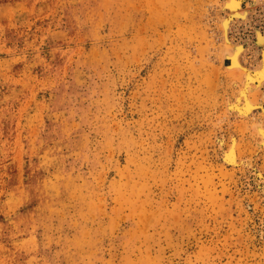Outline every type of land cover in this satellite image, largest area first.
Wrapping results in <instances>:
<instances>
[{"label":"rangeland","instance_id":"rangeland-1","mask_svg":"<svg viewBox=\"0 0 264 264\" xmlns=\"http://www.w3.org/2000/svg\"><path fill=\"white\" fill-rule=\"evenodd\" d=\"M226 1L0 0V264H264L262 108L227 111L222 57L258 66L264 0Z\"/></svg>","mask_w":264,"mask_h":264},{"label":"bare ground","instance_id":"bare-ground-1","mask_svg":"<svg viewBox=\"0 0 264 264\" xmlns=\"http://www.w3.org/2000/svg\"><path fill=\"white\" fill-rule=\"evenodd\" d=\"M241 2L242 0H227L226 3L224 2L225 8L230 12V17L239 16L245 20V12L244 10L241 12L240 10L242 5ZM221 22L223 38L227 40L229 23L231 21H229L228 18H224ZM262 35L258 31L255 32L253 44L259 49L260 57L258 66L253 69L247 68L241 64L240 57L246 50L244 45L236 44L231 46L226 42L231 47H226V45L222 50V57L229 61V64L225 66L226 70L232 75L239 74L241 76L240 86L237 88L235 101L228 103L226 109L230 114L236 113L241 118H248L257 108H262V112L260 113H262L261 115L264 118V95L263 99L257 104L251 100V97L253 98L256 92L264 89V36ZM232 86L237 87V81L233 80ZM253 129L254 131L256 130L257 134L260 136L262 140L261 145H264V127L262 124H255ZM231 143L228 153H224L226 155L225 160L226 162L228 161L229 164L236 165V153L234 150L235 141L232 140Z\"/></svg>","mask_w":264,"mask_h":264}]
</instances>
